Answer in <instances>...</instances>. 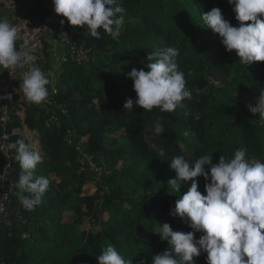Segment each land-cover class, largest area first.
Segmentation results:
<instances>
[{
	"label": "trees",
	"instance_id": "trees-1",
	"mask_svg": "<svg viewBox=\"0 0 264 264\" xmlns=\"http://www.w3.org/2000/svg\"><path fill=\"white\" fill-rule=\"evenodd\" d=\"M116 6L124 20L118 38L102 29L100 39L87 26L73 29L74 40L85 42L91 52L85 64L63 65L54 97L66 112L58 114L59 127L49 123L44 108L25 99L22 80L16 82L10 143L23 139L41 152L34 176L48 178L49 187L34 210H25L16 195L22 169L10 148L12 224L0 225V264H97L110 244L131 264L142 258L151 264L154 255L169 249L155 234L158 225L192 231L186 220L170 215L192 183L183 182L179 193L168 188L167 181L176 178L170 169L173 157L184 156L192 164L211 155L217 164L243 148L246 160L264 163V121L249 110L264 91V62L240 63L202 20V14L219 8L238 27L234 5L227 0H116ZM166 46L180 49L178 70L192 98L171 113L145 111L135 104L127 74L132 68L146 70L150 52ZM37 65L43 70L42 61ZM128 99L133 100L130 111L123 110ZM75 145L96 160L107 190L82 170ZM195 180L206 195L210 181ZM202 235L197 232L194 239ZM192 264H207V253Z\"/></svg>",
	"mask_w": 264,
	"mask_h": 264
},
{
	"label": "clouds",
	"instance_id": "clouds-1",
	"mask_svg": "<svg viewBox=\"0 0 264 264\" xmlns=\"http://www.w3.org/2000/svg\"><path fill=\"white\" fill-rule=\"evenodd\" d=\"M227 2L234 5L238 27L232 26L219 8L202 14V20L222 38L226 51H235L240 63L264 62V0ZM52 4L58 16L73 27L87 26L92 37L100 39L98 29L113 39L121 35L124 20L117 14L123 9L116 6V0H52ZM17 39V29L0 16V69L23 70L19 88L28 102L41 104L49 95L50 80L36 64L38 58L27 50V41L18 49ZM179 54L177 47H157L147 57L146 70L132 68L127 74L133 82L135 104L139 108L171 113L184 107L183 100L192 98L184 73L178 70ZM11 99L10 94L0 95V100ZM132 107L133 100L128 99L123 110L130 111ZM249 110L264 121V91L256 106H249ZM161 130L157 121L155 132ZM8 146L16 150V160L22 169L18 201L25 210L32 211L49 187L48 178L34 176L43 156L23 139ZM245 154V149H238L234 158L225 160L222 156L217 164L212 163L211 155H202L192 164L184 156L173 157L170 169L176 172V178L167 181L168 188L179 193L183 182L192 183L176 201L170 215L186 220L192 231H174L168 223L158 225L155 234L167 242L169 249L154 255L151 264H192L193 258L202 252L207 253V264H264V163L249 162ZM205 166H210L207 171ZM197 177L210 181L205 184L206 195L198 191ZM197 232L203 235L194 239ZM96 259L97 264H131L111 244ZM137 264L146 261L142 258Z\"/></svg>",
	"mask_w": 264,
	"mask_h": 264
},
{
	"label": "built area",
	"instance_id": "built-area-1",
	"mask_svg": "<svg viewBox=\"0 0 264 264\" xmlns=\"http://www.w3.org/2000/svg\"><path fill=\"white\" fill-rule=\"evenodd\" d=\"M12 0H0V5L6 9L12 7ZM64 20L63 23L61 21ZM11 24L17 29L18 39L17 48L21 49L24 42L27 41V50L33 51L41 47L43 40L51 38L56 40L63 48V52L59 57V63L64 65L66 63H74L82 65L89 61L90 49L85 42L74 40V27L61 16L54 12L52 0L44 5L43 15L40 18H12ZM89 35L88 31L85 32ZM36 64L43 60V57H37ZM20 70H5L4 78L0 82V95L10 94L11 101L0 100V225L3 224L10 227L12 221L9 220L10 213L8 211V203L11 198L12 189L8 184V177L11 173V153L10 147V133L8 132V125L10 123V109L13 105L16 82ZM47 99L43 102L42 108L45 109L49 118V123L55 127L60 126L58 114H65L64 107L55 102L56 90H49ZM68 144L72 145L70 135L67 137ZM77 151V158L86 174L92 177L95 185L107 190L104 183V175L101 168L97 165L96 160L92 156H88L80 146L75 145Z\"/></svg>",
	"mask_w": 264,
	"mask_h": 264
},
{
	"label": "crops",
	"instance_id": "crops-1",
	"mask_svg": "<svg viewBox=\"0 0 264 264\" xmlns=\"http://www.w3.org/2000/svg\"><path fill=\"white\" fill-rule=\"evenodd\" d=\"M51 0H12V7L6 9L0 5V16L6 17L11 24V19L14 18H29L35 19L41 17L44 11V5ZM63 52L60 44L51 38H45L41 47L31 51L30 53L36 57H43L42 67L50 80L49 90H56V86L60 75L63 71V65L59 63V57ZM28 65L25 66V70ZM22 71H19L18 80H22ZM5 70L0 69V82L3 80ZM43 102L39 104L42 108Z\"/></svg>",
	"mask_w": 264,
	"mask_h": 264
},
{
	"label": "rangeland",
	"instance_id": "rangeland-1",
	"mask_svg": "<svg viewBox=\"0 0 264 264\" xmlns=\"http://www.w3.org/2000/svg\"><path fill=\"white\" fill-rule=\"evenodd\" d=\"M214 81H215V82H219V81H224V80H223L221 77H215V78H214Z\"/></svg>",
	"mask_w": 264,
	"mask_h": 264
}]
</instances>
